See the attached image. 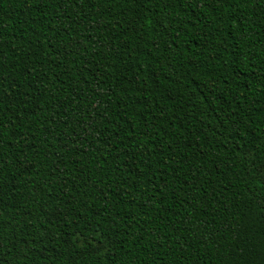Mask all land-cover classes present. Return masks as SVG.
<instances>
[{"label":"trees","instance_id":"16d2710c","mask_svg":"<svg viewBox=\"0 0 264 264\" xmlns=\"http://www.w3.org/2000/svg\"><path fill=\"white\" fill-rule=\"evenodd\" d=\"M0 264H264V0H0Z\"/></svg>","mask_w":264,"mask_h":264}]
</instances>
